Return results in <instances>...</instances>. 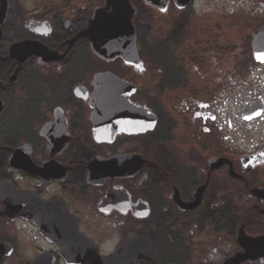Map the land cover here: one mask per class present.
I'll return each mask as SVG.
<instances>
[{
    "label": "flooded vegetation",
    "instance_id": "af4514ba",
    "mask_svg": "<svg viewBox=\"0 0 264 264\" xmlns=\"http://www.w3.org/2000/svg\"><path fill=\"white\" fill-rule=\"evenodd\" d=\"M129 1L136 62L95 52L109 0H0V187L29 197L27 217L11 218L0 193V264H70L34 223V200L50 206L41 219L77 224L101 257L149 240L135 264H224L244 252L240 234L264 238V64L253 55L264 25L223 47L221 28L192 7ZM26 42L51 56L20 62L11 50ZM212 63L219 86L202 81ZM101 75L113 94L104 112ZM124 101L136 122L108 109Z\"/></svg>",
    "mask_w": 264,
    "mask_h": 264
},
{
    "label": "water",
    "instance_id": "95a60500",
    "mask_svg": "<svg viewBox=\"0 0 264 264\" xmlns=\"http://www.w3.org/2000/svg\"><path fill=\"white\" fill-rule=\"evenodd\" d=\"M169 0H146L147 4L151 6H165ZM176 5L180 8H186L194 2V0H174ZM109 7L112 8V12L109 14L99 13L94 21L95 27V52L104 57L110 56L116 57L122 55L128 62H136L138 58L137 48L135 46V28L133 25V18L136 13L135 9L131 6L129 0H109ZM254 56L257 62L264 63V32L256 36L253 44ZM12 55L20 62H23L27 56L33 54H40L42 56H51L46 48L42 49L35 46L32 43H23L15 45L12 50ZM139 62V61H138ZM139 64V63H138ZM110 79L108 75H101L96 78V83L99 89L95 94V103L100 106L98 112L106 109L110 103L109 94L104 88L105 81ZM124 85L131 89L128 84ZM128 109L123 107L108 108L112 112H116L119 119L120 113H128L129 119H135L137 115L135 109L130 105L128 101ZM111 103H116L112 101ZM145 112V111H144ZM107 114L104 115V119ZM115 118V117H114ZM145 118V117H144ZM123 121V120H122ZM24 168V165L22 164ZM0 193L5 199L7 205L6 215L13 217H24L28 215V200L29 197L26 193H19L15 191L10 182H5L0 187ZM37 206L39 208V219L34 223L39 226L42 232H44L47 238L54 241L60 251V255L70 264H135V262L142 258L144 253L150 249V241L140 237L130 238L123 246H121L117 253L111 257H101L97 253L96 246L93 242L86 239L78 229L77 224L71 226L67 221H61L57 218L41 219L44 212L50 210V206L43 205L38 201H32L31 206ZM15 215V216H14ZM53 229L57 231L56 236H52L49 230ZM240 245L243 248V253H238L231 260L224 264H242L249 261L253 257H264L259 253L264 248V238L252 240L245 234H240ZM0 248H5L0 244ZM43 259V255H40L35 263L40 262Z\"/></svg>",
    "mask_w": 264,
    "mask_h": 264
},
{
    "label": "rangeland",
    "instance_id": "374dc122",
    "mask_svg": "<svg viewBox=\"0 0 264 264\" xmlns=\"http://www.w3.org/2000/svg\"><path fill=\"white\" fill-rule=\"evenodd\" d=\"M194 12L198 14L199 20L202 24H210V26L217 25L221 28V39L223 41V47L228 45L243 47L242 41H238L239 34L238 25L244 24L246 20H249L250 24H255L256 27L264 25V0H196L192 5ZM216 8L221 10V13L216 14ZM244 12V15H242ZM214 14L217 15V19H214ZM242 16V17H241ZM213 18V19H211ZM227 53H232V50ZM217 67L212 64H208L207 75L204 77V83L206 85L211 81L213 86H219L217 78ZM227 73H231L227 70ZM223 78H227L224 74ZM223 81V79H220ZM114 239H111L106 248H110Z\"/></svg>",
    "mask_w": 264,
    "mask_h": 264
},
{
    "label": "snow or ice",
    "instance_id": "6c2138e0",
    "mask_svg": "<svg viewBox=\"0 0 264 264\" xmlns=\"http://www.w3.org/2000/svg\"><path fill=\"white\" fill-rule=\"evenodd\" d=\"M262 59H264V57H262Z\"/></svg>",
    "mask_w": 264,
    "mask_h": 264
},
{
    "label": "trees",
    "instance_id": "16d2710c",
    "mask_svg": "<svg viewBox=\"0 0 264 264\" xmlns=\"http://www.w3.org/2000/svg\"><path fill=\"white\" fill-rule=\"evenodd\" d=\"M243 28V27H242ZM242 28H240L242 30Z\"/></svg>",
    "mask_w": 264,
    "mask_h": 264
}]
</instances>
